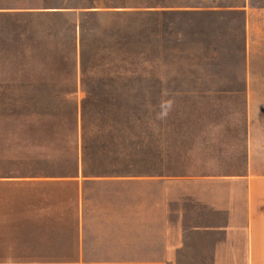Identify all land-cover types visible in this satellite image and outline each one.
<instances>
[{
    "label": "crops",
    "instance_id": "1",
    "mask_svg": "<svg viewBox=\"0 0 264 264\" xmlns=\"http://www.w3.org/2000/svg\"><path fill=\"white\" fill-rule=\"evenodd\" d=\"M140 1L116 8L146 16L145 72L102 78L99 91L146 97L142 165L123 167V153L86 152L83 140L124 137L74 124L80 147L72 170L0 177V203H12L0 217L9 226L0 251L12 253L0 264H177L190 235L196 243L209 235L211 264H264V0ZM97 10L78 0H0V20L51 23L45 39L19 26L18 37L0 46V64L20 58L12 48L24 50L23 59L27 50L52 53L53 18ZM70 47L74 55V21ZM0 81L6 91L34 87L30 78ZM38 81L51 92L37 95H88L76 90L74 68L62 85ZM207 218L223 231L200 233Z\"/></svg>",
    "mask_w": 264,
    "mask_h": 264
},
{
    "label": "rangeland",
    "instance_id": "2",
    "mask_svg": "<svg viewBox=\"0 0 264 264\" xmlns=\"http://www.w3.org/2000/svg\"><path fill=\"white\" fill-rule=\"evenodd\" d=\"M78 1L84 7L98 9V12L92 15L76 12L74 17L60 15L53 18V30L56 24L59 36L56 50H52V53L41 48L27 50L28 57L23 59L24 50L12 48V55L18 56L14 53L19 52L21 59L12 57L8 59L10 63L0 64V79L2 76L15 78L18 86V78H30L34 86L26 91L0 89V177L65 175L76 163L80 140H72V130L74 124L78 130L81 122L87 129L107 131L103 135L106 138L116 135L124 137V140H83L86 152L123 153V167L140 166L142 164L138 157L146 156V97L106 96L103 91H99L106 82L102 78L120 72H145L146 16L117 10L116 7L129 6L134 3L133 0ZM59 2L65 4L66 0ZM36 20V26L25 24V19L17 17L0 20V46L4 41L18 37L19 26L32 27V33H35L36 27L39 38H50V21L46 18ZM72 21L75 22L74 55L70 47ZM22 30L24 34L26 29ZM50 59L53 63H42ZM20 60H26V63H20ZM72 68L76 90L80 88L78 93L85 92L87 96L37 95L51 92L37 89L39 79L52 77L62 85L70 78ZM6 92L26 94L5 95ZM125 154L134 156V159H128ZM90 163L92 161L87 160V164ZM14 206L18 207L17 203ZM11 208V202L7 205L0 203V217L3 211ZM206 220L210 223L199 226L202 228L200 233L219 234L223 231L222 226H216L210 218ZM7 227L0 225V234L7 232L3 230ZM215 227L219 229L213 231ZM193 237L190 235L192 240L188 239L177 264H211L213 242L206 240L209 235L200 236L197 243ZM10 253L12 251L3 248L0 257Z\"/></svg>",
    "mask_w": 264,
    "mask_h": 264
},
{
    "label": "trees",
    "instance_id": "3",
    "mask_svg": "<svg viewBox=\"0 0 264 264\" xmlns=\"http://www.w3.org/2000/svg\"><path fill=\"white\" fill-rule=\"evenodd\" d=\"M0 184H2V183L0 182Z\"/></svg>",
    "mask_w": 264,
    "mask_h": 264
}]
</instances>
